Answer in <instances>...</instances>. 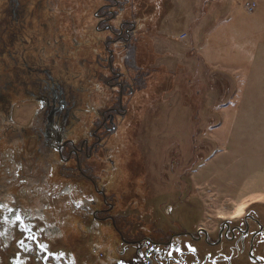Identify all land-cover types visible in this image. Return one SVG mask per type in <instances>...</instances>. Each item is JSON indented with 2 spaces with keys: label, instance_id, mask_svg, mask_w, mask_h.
Returning a JSON list of instances; mask_svg holds the SVG:
<instances>
[{
  "label": "flooded vegetation",
  "instance_id": "af4514ba",
  "mask_svg": "<svg viewBox=\"0 0 264 264\" xmlns=\"http://www.w3.org/2000/svg\"><path fill=\"white\" fill-rule=\"evenodd\" d=\"M154 1L0 0V264H264V203L218 223L188 206L170 215L179 210L171 205L159 227L143 220L151 209L123 207L103 180L118 171L112 152L122 144L109 141L121 143L127 104L147 90L132 56L139 42L153 52L151 16L140 8ZM86 11L103 35L91 47ZM91 74L102 87L92 110ZM52 226L58 232L45 236ZM75 231L74 250L53 255L51 240Z\"/></svg>",
  "mask_w": 264,
  "mask_h": 264
},
{
  "label": "rangeland",
  "instance_id": "374dc122",
  "mask_svg": "<svg viewBox=\"0 0 264 264\" xmlns=\"http://www.w3.org/2000/svg\"><path fill=\"white\" fill-rule=\"evenodd\" d=\"M255 1L264 5V0ZM252 3L155 0L152 7L140 8L151 16L154 49L139 42L132 58L139 72H148L147 90L127 104L129 123L124 124L121 143L113 137L109 141L112 148L122 144L112 152L118 171L108 168L103 180L123 207L152 210L153 217L143 214L144 222L148 217L160 227V213L171 205L179 210L170 215H179L188 206L199 220L218 223L235 220L250 206L264 203V192L258 193L264 191V9L255 2L249 11ZM85 17L84 38L90 46L103 35L93 30L87 11ZM195 36L208 54L206 65L193 49ZM88 78L89 99L95 101L91 109L102 87L93 74ZM122 206L118 213L131 215V209ZM76 222L70 219V228ZM53 232L58 230L52 226L44 235ZM76 233L65 237V243L52 237L60 247L51 244L52 249L41 250L50 248L64 258L61 251L70 252L78 244ZM96 246L97 255L107 256ZM78 247L82 255L83 247ZM89 249L85 248L87 257ZM31 260L42 264L41 258Z\"/></svg>",
  "mask_w": 264,
  "mask_h": 264
},
{
  "label": "crops",
  "instance_id": "0c3cea01",
  "mask_svg": "<svg viewBox=\"0 0 264 264\" xmlns=\"http://www.w3.org/2000/svg\"><path fill=\"white\" fill-rule=\"evenodd\" d=\"M253 2H254V4H259L260 5V8H263L264 9V5L263 4H260V3H258L257 1H255V0H253ZM256 2V3H255ZM229 18L227 17L225 20H223V22H225V21H227ZM220 23H222V21H220ZM217 28V26L216 27H213L212 29H211V31L209 32L210 34L215 30ZM205 35H207V33L205 34ZM205 35L203 36V38L205 37ZM198 36V35H197ZM197 36H195L191 41H195V44H194V47H193V49H195V52H196V55H197V58H198V60L199 61H201L202 63H207V56H208V54L207 53H205V51L204 50H202L203 49V44H201V43H199V41H196V37ZM208 36V35H207ZM211 36V35H210ZM200 39V38H199ZM192 43V42H191ZM202 50V51H201ZM199 64V63H198ZM194 65L196 66V63H195V61H194ZM206 65V64H205ZM262 192H264V191H258V193H262ZM251 193H254V192H251ZM251 193H249V194H251Z\"/></svg>",
  "mask_w": 264,
  "mask_h": 264
},
{
  "label": "built area",
  "instance_id": "2783aa9c",
  "mask_svg": "<svg viewBox=\"0 0 264 264\" xmlns=\"http://www.w3.org/2000/svg\"><path fill=\"white\" fill-rule=\"evenodd\" d=\"M247 6H248L247 9H248L249 11H252L253 8L255 7V4L252 3V4H248Z\"/></svg>",
  "mask_w": 264,
  "mask_h": 264
},
{
  "label": "snow or ice",
  "instance_id": "6c2138e0",
  "mask_svg": "<svg viewBox=\"0 0 264 264\" xmlns=\"http://www.w3.org/2000/svg\"><path fill=\"white\" fill-rule=\"evenodd\" d=\"M16 219H17V221H19V220H20V217L17 216ZM21 243H23V242H21ZM40 247H41V248H45L46 246L40 245ZM53 255H54V254H53Z\"/></svg>",
  "mask_w": 264,
  "mask_h": 264
},
{
  "label": "trees",
  "instance_id": "16d2710c",
  "mask_svg": "<svg viewBox=\"0 0 264 264\" xmlns=\"http://www.w3.org/2000/svg\"><path fill=\"white\" fill-rule=\"evenodd\" d=\"M197 59H198V58H197ZM192 63H194V60L192 61ZM138 77L141 79L140 75H138ZM138 77H137V78H138ZM139 78H138V81L140 80ZM140 82H141V81H140ZM140 82H139V83H140Z\"/></svg>",
  "mask_w": 264,
  "mask_h": 264
},
{
  "label": "bare ground",
  "instance_id": "6f19581e",
  "mask_svg": "<svg viewBox=\"0 0 264 264\" xmlns=\"http://www.w3.org/2000/svg\"><path fill=\"white\" fill-rule=\"evenodd\" d=\"M252 203H254V202H252ZM252 203H251V204H252ZM245 207H246V206H243L242 209L244 210ZM243 210H242V211H243Z\"/></svg>",
  "mask_w": 264,
  "mask_h": 264
}]
</instances>
